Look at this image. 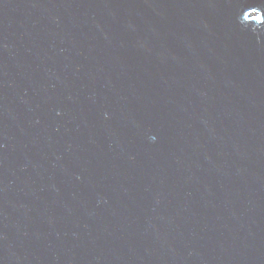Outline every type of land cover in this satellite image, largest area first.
<instances>
[{"label":"water","instance_id":"obj_1","mask_svg":"<svg viewBox=\"0 0 264 264\" xmlns=\"http://www.w3.org/2000/svg\"><path fill=\"white\" fill-rule=\"evenodd\" d=\"M0 264H264V0H0Z\"/></svg>","mask_w":264,"mask_h":264}]
</instances>
